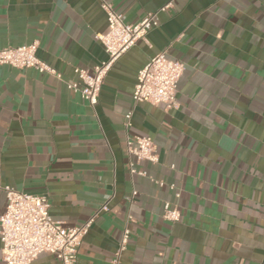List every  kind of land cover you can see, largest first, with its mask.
Listing matches in <instances>:
<instances>
[{
  "label": "crops",
  "instance_id": "1",
  "mask_svg": "<svg viewBox=\"0 0 264 264\" xmlns=\"http://www.w3.org/2000/svg\"><path fill=\"white\" fill-rule=\"evenodd\" d=\"M105 1L128 23L156 13L158 25L111 66L91 108L66 82L107 60L99 0H0V48L37 41L61 76L0 66V214L5 187L46 196L65 227L107 202L76 264H114L124 228L118 264H264V0ZM160 52L184 66L169 111L132 100ZM135 136L158 156L139 165L147 177L129 173ZM166 203L178 222L163 220Z\"/></svg>",
  "mask_w": 264,
  "mask_h": 264
},
{
  "label": "built area",
  "instance_id": "2",
  "mask_svg": "<svg viewBox=\"0 0 264 264\" xmlns=\"http://www.w3.org/2000/svg\"><path fill=\"white\" fill-rule=\"evenodd\" d=\"M99 6L106 16V27L103 32L95 35V39L103 47L107 60L91 71L75 68L76 79L66 82L67 89L78 94L91 108L98 102L102 83L111 66L158 25L156 13L147 14L135 23H128L105 0H99ZM37 48V41L23 46L0 48V66L33 69L38 74L46 73L59 79V72L37 57ZM183 69L182 62L168 58L165 52L151 57L137 72L132 92L134 104L148 103L164 111L175 109L176 87ZM130 117L131 113L125 115L126 128L130 126ZM125 147L129 158V173L147 177L146 172L138 167L143 162L158 163L153 141L149 137H126ZM154 183L163 185L162 182ZM169 188L174 189V186L170 185ZM4 192L6 204L0 214L1 264H32L43 253L54 256L61 264H76L82 239L95 217L107 210L105 202L84 224L65 227L50 217V203L46 196L29 195L11 187H5ZM162 218L176 223L180 219V212L166 203ZM128 237L129 231L124 228L114 264H118Z\"/></svg>",
  "mask_w": 264,
  "mask_h": 264
}]
</instances>
